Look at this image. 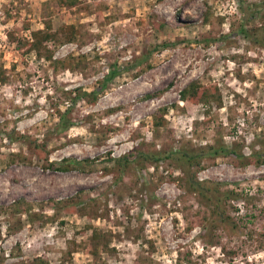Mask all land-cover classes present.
Wrapping results in <instances>:
<instances>
[{
  "label": "rangeland",
  "instance_id": "374dc122",
  "mask_svg": "<svg viewBox=\"0 0 264 264\" xmlns=\"http://www.w3.org/2000/svg\"><path fill=\"white\" fill-rule=\"evenodd\" d=\"M79 1L0 0V264H264V48L237 0ZM249 27L264 36V6ZM191 83L217 99H183ZM219 144L243 159L142 155ZM194 176L237 193L235 232Z\"/></svg>",
  "mask_w": 264,
  "mask_h": 264
},
{
  "label": "trees",
  "instance_id": "16d2710c",
  "mask_svg": "<svg viewBox=\"0 0 264 264\" xmlns=\"http://www.w3.org/2000/svg\"><path fill=\"white\" fill-rule=\"evenodd\" d=\"M59 6H67V7H74L77 6L80 2L79 0H56ZM238 9L240 11V19L238 28L236 33L244 38L250 39V41L260 45L264 48V36H258V32L252 30L249 27V24L254 21L255 19L260 16L261 9L264 6V0L259 1H247V0H237ZM44 26L41 29H37L32 31L33 41L28 43L29 47L35 49L37 52L40 51L42 47V42L47 40L53 36L50 32L51 23L49 20L44 21ZM61 30L64 32L66 40H75L76 34H81L76 23L62 25ZM227 37V35H225ZM208 40V39H205ZM166 45V44H165ZM161 45H157L159 48ZM164 46V45H163ZM83 56H79V59L82 60ZM60 63V61H58ZM63 64V63H61ZM2 70V68L0 69ZM121 68L114 66L110 71L104 76L103 84L106 82H110L116 76L121 73ZM1 72V71H0ZM195 83H191L188 87H185L181 91V97L183 99H191V100H204L210 101V99H217V95L213 94L212 92H208L205 89L199 90L201 88L195 87ZM95 96V91L92 93H85ZM159 94V92L149 93L144 96V98H152L155 95ZM62 128L66 129L68 127V123L66 119L63 117L61 120ZM146 158L152 160H162L164 158H168L167 156L175 155L177 162L181 163V167L187 165L188 168H191L194 165H198L200 159L203 157H215V156H232L236 159H243L244 154L237 150L235 146L232 144L225 145H209L207 147H202L200 149H178L177 151L168 153V155L159 157V156H149L144 155ZM255 159V164L264 163V155L261 152L253 151L252 156ZM116 162L119 163L121 168L126 166V159L125 157H118L116 158ZM66 169V168H62ZM189 188L191 191L197 193V195L204 200L202 203L203 205L210 208L212 213V220L215 223H220L225 228H229V230L235 232L238 229V222L235 218L231 217L227 213V208L229 204V200H233L237 197V193H235L232 189H226L222 191L219 187H208L203 181H199L196 177L189 178L188 180ZM234 253V252H233Z\"/></svg>",
  "mask_w": 264,
  "mask_h": 264
}]
</instances>
